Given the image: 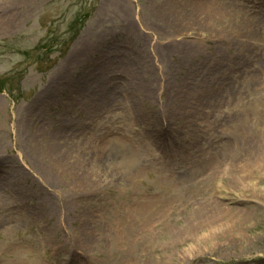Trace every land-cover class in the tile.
Returning <instances> with one entry per match:
<instances>
[{"label": "rangeland", "instance_id": "1", "mask_svg": "<svg viewBox=\"0 0 264 264\" xmlns=\"http://www.w3.org/2000/svg\"><path fill=\"white\" fill-rule=\"evenodd\" d=\"M0 264H264V0H0Z\"/></svg>", "mask_w": 264, "mask_h": 264}]
</instances>
